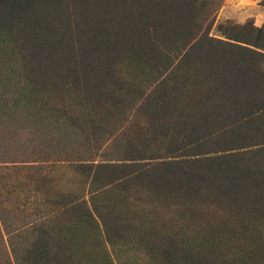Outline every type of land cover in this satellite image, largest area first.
<instances>
[{
	"label": "trees",
	"instance_id": "trees-1",
	"mask_svg": "<svg viewBox=\"0 0 264 264\" xmlns=\"http://www.w3.org/2000/svg\"><path fill=\"white\" fill-rule=\"evenodd\" d=\"M222 2L0 0V264H264V25Z\"/></svg>",
	"mask_w": 264,
	"mask_h": 264
},
{
	"label": "rangeland",
	"instance_id": "rangeland-1",
	"mask_svg": "<svg viewBox=\"0 0 264 264\" xmlns=\"http://www.w3.org/2000/svg\"><path fill=\"white\" fill-rule=\"evenodd\" d=\"M259 0H223L220 9L215 16V22L220 23L229 20L236 24H241L250 19L253 25L258 27L264 25V9L258 6ZM0 172H3V167H0ZM46 178L52 179L53 187H48L49 183L41 184V190L45 189L47 194L55 196L56 193H77L81 191L82 180L77 177L73 169L66 166H54L44 171ZM22 180L19 186L7 196L8 202L1 207L4 211L8 209L9 204L13 212L11 215L14 219H22L24 221L35 220L40 218V204L44 196L40 195V169L29 170L25 168L18 169L16 177ZM47 186V187H46ZM46 194V195H47ZM78 194V193H77ZM74 197L66 195L63 198ZM60 197L52 198L48 202L57 203ZM0 199H5L1 197ZM72 199V198H71ZM1 202V200H0ZM2 204V203H0ZM2 209V208H1Z\"/></svg>",
	"mask_w": 264,
	"mask_h": 264
},
{
	"label": "crops",
	"instance_id": "crops-1",
	"mask_svg": "<svg viewBox=\"0 0 264 264\" xmlns=\"http://www.w3.org/2000/svg\"><path fill=\"white\" fill-rule=\"evenodd\" d=\"M264 9V8H263Z\"/></svg>",
	"mask_w": 264,
	"mask_h": 264
}]
</instances>
